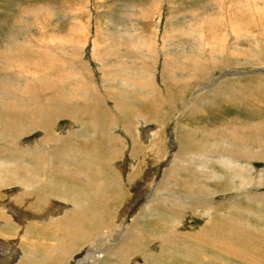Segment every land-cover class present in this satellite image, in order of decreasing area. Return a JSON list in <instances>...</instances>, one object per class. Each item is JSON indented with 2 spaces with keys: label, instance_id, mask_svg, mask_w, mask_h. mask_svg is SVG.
Segmentation results:
<instances>
[{
  "label": "bare ground",
  "instance_id": "1",
  "mask_svg": "<svg viewBox=\"0 0 264 264\" xmlns=\"http://www.w3.org/2000/svg\"><path fill=\"white\" fill-rule=\"evenodd\" d=\"M250 1L252 8L247 6L249 0H231L232 11L237 10L243 21L233 13L224 23L217 14L213 20L219 26L198 30L193 40L188 33L187 56L177 50L182 51V40L178 43L177 39L150 35L123 43L127 55L118 58L111 31L104 29L108 45L92 43L87 60L90 30L87 26L84 36L80 21L67 35H49L48 41L53 43L45 51L34 52L19 41L15 31L8 34L0 47V57L8 65L0 76V251L9 244L0 264L264 263V236L257 234L264 229V188L256 194L248 189L252 172L264 173V120L237 117L223 132L216 128L217 116L211 123L215 127H202L198 132L176 122L177 151L154 193L123 230L113 231L123 225L122 211L131 198L126 200L127 188L135 180V157L153 151L156 134H165L166 139L165 129L173 117L170 109H177L175 93L187 86H194L192 91L197 92L201 86L222 91V101L227 104L248 107L247 84L238 83L246 75L264 77V67L258 65L248 72L252 74L235 71L250 60L261 58L264 65L262 53L253 59L248 55L255 54L254 48L264 54V0ZM252 9L258 20L244 16V11ZM72 15L64 16L72 19ZM88 16L92 17L90 12ZM157 16L159 24L161 14ZM205 17L197 22L203 25ZM255 25L260 29L253 31ZM208 31L212 37L205 42ZM42 34L47 36L45 31ZM256 36L261 38L260 47L250 39ZM207 47L215 52L228 49L229 55L216 61ZM67 52L75 55L57 70L59 62L52 60L53 55ZM201 53L208 55L203 59L209 61V67L192 55ZM33 55L43 60L40 66L30 61ZM148 63L153 65L150 70ZM107 66L113 75L104 70ZM220 71L226 77L213 83ZM201 80L210 82L200 85ZM236 85L239 92L234 91ZM198 102L217 108L208 93L187 109L189 115L203 112ZM32 136L37 137L35 141H23ZM140 140L146 145L139 154ZM123 159L130 163L129 177L119 171L118 161ZM153 177L144 183L145 189ZM14 194L19 206L10 208L6 200ZM14 241L18 245L11 250Z\"/></svg>",
  "mask_w": 264,
  "mask_h": 264
},
{
  "label": "rangeland",
  "instance_id": "2",
  "mask_svg": "<svg viewBox=\"0 0 264 264\" xmlns=\"http://www.w3.org/2000/svg\"><path fill=\"white\" fill-rule=\"evenodd\" d=\"M235 3H237V1H235ZM253 4L254 3L249 0V4L247 6L248 7L250 6V8H252ZM229 9H231V0H0V47L4 46V41L6 40V37L7 38L9 37L8 34L10 32L12 33V31H15L19 41L24 42L26 46L35 49L34 52L45 51L48 48V45L50 43H53L48 41L49 35L53 36L56 33H58L59 36L67 35L69 34L68 32L69 29L72 28L74 23L80 21L79 23L85 27L84 36H87V26L89 27L88 31L90 30V38L88 41L89 44L87 43L88 45L84 55V58H86L87 60L90 59L89 51L92 50L90 49V47L91 48L93 47L92 43L93 44L97 43L100 46L108 45L109 41L104 40V33L105 31L108 30L111 31L110 32L111 37L113 36L111 45L116 48L115 49L117 53L116 57L118 58L125 57L127 55L126 53L123 52V49H125L123 43H125L129 39H133L134 41L136 40L142 41L143 38L147 36L152 37L153 35L157 36L158 38L162 36L166 40L177 39L178 43L179 42L181 43L180 40H182V51L180 50V48L177 50H179L178 52L182 53V56H187L190 55V53H186L188 51L187 47L190 42L186 39V37L189 36L188 33L190 32L192 33L190 37L193 40L194 39L193 33H196L198 30L200 31V30H205L206 28L219 26V24H217L218 21L213 20V18H216L218 15L223 18L224 23L227 22V20L233 15V13H235L236 19L241 18V14H238L236 12L237 10L232 11V9L231 10ZM228 10L230 11V13ZM251 11H252V15L250 13ZM251 11L249 12L244 11V16L246 17L249 14L248 19L251 16H254L258 20L256 10L252 9ZM89 12L91 13L92 17L88 16ZM158 13L161 14V18H162L161 20H159L160 25L157 23V19L159 17L157 16ZM254 13L256 15H254ZM65 14L72 15L73 16L72 19L70 18L68 19V17L66 19L64 16ZM206 15H209L210 18L205 17ZM199 17H205L203 18V20L206 19L204 20L203 25H202V21L197 22V18ZM241 20L243 21V18H241ZM62 21L63 23H61ZM259 21H260V17H259ZM163 23H165L164 28L162 27ZM157 24L159 25L158 28H157ZM59 26L61 27L63 26V27L59 28ZM259 27L255 25L254 28L251 29L255 31L257 29L259 30L260 29ZM43 31L46 32L47 36H44L42 34ZM61 31L64 33H62ZM204 36H205L204 37L205 42H208L209 38L212 37L211 33L209 34V31L208 34ZM250 39L254 42V44L256 43L255 44L256 46L257 45L258 47L261 46V38L259 36L250 37ZM151 41H152V47L150 50H153L154 44H153V40L150 38V42ZM10 48L14 50V47H10ZM207 49L212 55L214 54L213 59L216 61H221L229 55L228 49H220L216 52L213 48L207 47ZM51 51L53 53L55 52V50H51ZM253 52H255V54L248 53L249 57L252 59L257 54L258 57H260L261 53H262L261 55L264 56L260 48H254ZM170 53H172L174 56L176 55L173 52ZM78 54L81 56L83 55L82 52H79ZM147 54H149L148 51ZM74 55L75 54H71L70 52L60 55L59 57H55L53 55L52 60L59 62L57 70L63 67V63L65 61L71 60ZM192 55L196 56L199 62L206 64L207 67L210 66L209 61L203 59V57H208L207 54L201 53V56L196 54H192ZM137 57L139 58V56ZM142 57H144V54H141V58ZM30 61L37 63L38 66H40L43 62L42 59L37 58L35 55H33V58L30 59ZM255 61L256 62L250 60L251 62L249 63L250 65L249 64L243 65L242 64L243 61H242L241 62L242 65L236 66L235 71L243 72L245 70L244 72L246 74H252L248 72L252 71V69H254L255 67L256 68L264 67V65H262L263 61L261 60V58L259 60L256 59ZM132 64H129V66H131ZM7 67L8 65L6 64L5 58L0 57V76L2 75V72L7 69ZM103 68L109 75H113L110 67L107 66V68L105 67ZM148 68L149 70L152 69L153 65L148 63ZM132 70L136 71V67H134ZM180 70L182 71V76H184L185 70L182 68V66L180 67ZM38 72L40 73L41 71ZM158 72L159 69H156L157 74ZM222 74L223 73L221 71L219 73V76L215 74V76L217 77L214 78L215 81L213 83L221 82L223 78L226 77V75H222ZM230 77L231 75L227 74V79H229ZM242 78L243 80L240 83H238V85L240 86L241 84V86H243L247 84V88H246L247 92L245 93H247L248 107L246 109L241 108L236 103H234L236 106H232L231 105L232 103L230 102L228 104L223 102L221 98L223 94L222 91L211 92L208 89H205L201 86L198 88L197 92L192 91L194 86H187V87H182V91H178L177 93L174 94L177 109H172V108L170 109V115H172L173 117L171 118L172 120L171 124L169 126L167 125V128L165 129L167 135L166 139H165V134L163 137H160V134H156L155 137L157 138V141L155 143V147L152 148L153 151L147 153L146 151H144L142 156L140 155L135 157L136 159H134V163H133L135 167V174L133 177L135 178V180L133 184H131V186L127 188L129 191L126 192V200L129 199L130 195L131 198L126 202V205L124 206V209L122 211V220L124 219L122 221L123 225L120 226L118 225L119 227L116 226L115 228H113L114 229L113 231H115V229L123 230V228L129 224L132 215L137 214L143 208L144 202L150 199V197L154 193L158 181H160L159 179L161 178L163 170H165V168L169 166V163L172 160L173 153L177 151V149L175 148L176 143L174 140L176 131L173 130L174 124L176 122L178 124L181 123V125L188 126L192 130L198 132L200 129H202V127L203 130L205 128H206L205 130H207L211 126L215 127L211 125V123L215 122L216 118L214 116H217L219 117V120L217 123H215L216 128L219 131L223 132L228 128H230V126L235 121V119H237V117H241L242 120H246L248 118L253 119L254 121L264 120V89H263L264 77L262 76L259 79H257V77L254 75H246L245 77ZM260 80H262L263 83L262 82L260 83L259 82ZM183 82L185 81L183 80ZM208 82L210 81L201 80L200 85H206L208 84ZM238 85L234 87L235 92H239L240 90V87ZM259 86L260 88H258ZM114 88L120 92V90L117 87ZM208 93H211L213 95L215 103L217 104L216 105L217 108H215L214 104L211 105L210 103H208V105H203L200 102H198L199 107L203 108V112L202 113L196 112V114L189 115L187 109L191 108L199 97H204ZM238 110H240L244 114H241V112H239ZM212 112H215L216 114H212ZM206 114L207 117L204 118V120L201 119ZM149 123L150 121L145 124H149ZM138 129H141V127L138 126ZM158 132H161V130L158 129ZM139 135H140V131L138 136ZM36 138L37 137L32 136L23 139V141L24 142L35 141ZM163 139L165 141H163ZM166 141L168 142L169 145L165 144ZM137 145H138V147L136 148L137 153L138 150L140 149L139 150V154H140L142 153L141 147H144L146 144H144L140 140L137 143ZM162 150L163 152H161ZM165 152L167 154H165ZM160 154H165V158L160 159L161 157ZM148 156H150L149 161L147 160ZM118 167H119V171L124 177L131 176L132 170L130 168V163H128L126 159L118 161ZM152 174L154 177L151 186L148 187L149 189H145L147 187L145 186L144 183L148 182V178ZM140 187L143 188V190H137V188L140 189ZM263 188H264V173L257 174L252 172L251 181H250V185L248 186V189L253 194H256V193H260L263 190ZM15 196L16 194H14L12 198H10L9 196L7 197L6 206L10 208L19 206V202H18L19 199H16ZM53 216H57V211H54ZM43 219H46V217ZM185 220L191 223L190 218H186ZM25 221L29 222L31 220L25 219ZM199 222L200 221L198 220L195 222V224ZM114 234L112 232L111 236L113 237ZM257 234L260 236H264V229L257 230ZM8 244L9 242H6L1 248L0 251L1 257H2V253H4L8 249ZM17 245L18 243L16 241L11 242L10 245L11 250L13 248L15 249ZM253 257L258 258L257 255H253ZM257 263L264 264L263 262H257Z\"/></svg>",
  "mask_w": 264,
  "mask_h": 264
}]
</instances>
